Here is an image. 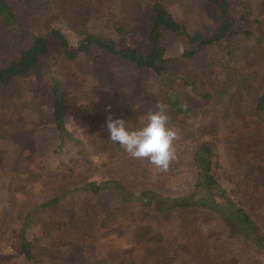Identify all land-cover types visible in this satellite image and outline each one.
Masks as SVG:
<instances>
[{"label":"rangeland","instance_id":"1","mask_svg":"<svg viewBox=\"0 0 264 264\" xmlns=\"http://www.w3.org/2000/svg\"><path fill=\"white\" fill-rule=\"evenodd\" d=\"M13 1L18 16L15 26L8 27L0 23V58L4 61L27 49L32 44L34 34H45L51 28L60 29L74 50L86 41L87 35L111 39L119 48L131 46L145 51L149 48L150 24L143 13L144 0L141 2L142 8L140 0H95L93 3L96 12L78 24L67 22L64 12L57 4L53 6L52 3H47L49 0ZM161 2L177 21L185 24L189 33L201 31L210 34L221 21V13L217 7L205 0ZM66 10L70 15L71 9ZM260 18L264 24V12ZM119 27L125 30L120 31ZM165 46L170 60V73H174L175 77L179 76L171 89V97H174L175 92V97H181L196 109L207 105L210 110L228 118L229 105L225 100L212 97L202 101L197 97L199 90L211 89L208 79L202 80L199 77V84L202 85L199 90L180 81L181 76L188 75L190 71L188 61L183 56L184 52L193 48L188 36L168 32ZM210 56L213 54H207V57ZM191 60L189 66H197L198 59ZM130 68L131 64L122 58L108 56L96 46H91L89 52L78 51L76 58L70 61L56 42H52L49 56L42 66L34 69L22 81L24 86L38 87L42 93L49 95L52 94L53 86H61L65 96V123L77 142L65 146L59 158L75 174V179L69 178L66 172L46 171L42 175V166L33 168L28 160V157L39 159L40 156H46L54 146L60 144V138L50 119L51 110L34 111L29 107L21 110L14 103L17 106L14 107L12 116L2 120L1 113L8 108V104L0 101V171L10 173V177H13L12 192L7 193L0 184V237H4L7 244L0 249V261L12 260L23 264L20 245L12 237L15 235L14 228L20 224L22 216L34 203L44 202L52 197L59 184L70 186L78 183L84 175L97 179L106 175L105 170L100 168V172L96 173L90 169L91 171L79 174V170L90 168L88 161L93 157L97 159L94 152L96 139L90 133L91 125L97 123L94 111L106 114L117 102L128 98L129 93L127 94L126 89H121V83L133 87L146 86V93L141 91L137 96L142 102L138 108L139 115L144 116L148 111L155 110L157 104H162L159 94L148 93V90L157 86L158 79L144 72L130 80ZM165 80L168 81L167 78ZM149 82L152 87L147 86ZM106 116L102 117H110ZM233 116L237 117V113H233ZM224 122L219 123L212 114L195 111L193 117L189 118L191 126L185 130V134L180 133L177 137L184 145L182 157L176 161L177 166L170 163L163 170L154 166L147 158H141L137 163H120L116 173L129 174L136 179L154 183L161 193L180 194L189 191L194 185L195 175L191 161L197 146L202 142H212L216 144L218 168L224 173L225 179H235L247 158L234 143L240 137L237 134L245 133L249 126L248 122H243L240 118L233 122L228 121V125L223 124ZM238 155L245 158L238 159ZM14 157L16 164L13 162ZM249 160L251 163L248 165L255 170L256 180H249L247 190L234 186L231 195L251 214L264 232V163L257 154L249 156ZM86 197L92 203L90 210H87L88 219H85V224L90 226L89 236L79 244L73 243L69 237H57L54 250L49 245L39 246L44 254L43 264H119L123 260L125 263L134 261L138 264H264V257L259 250L238 246L237 240L221 235L207 222L203 214L196 217L197 224H193L182 215L177 218L171 215L157 218L150 211L145 216L149 232L141 240L135 239L137 242H132L135 224L121 214L111 220L97 214L98 211L107 212L123 206L119 194L108 190L99 195L88 193ZM41 218H37L39 222L32 230L39 228Z\"/></svg>","mask_w":264,"mask_h":264},{"label":"trees","instance_id":"2","mask_svg":"<svg viewBox=\"0 0 264 264\" xmlns=\"http://www.w3.org/2000/svg\"><path fill=\"white\" fill-rule=\"evenodd\" d=\"M142 1L140 0V4ZM205 1L215 5L221 13V21L210 34L201 31L187 32L185 24L177 21L161 0H144L143 13L150 24L149 48L146 51L131 46L119 48L115 41L96 35H87L86 41L74 50L67 36L60 29L51 28L45 34H34L32 44L16 57L6 61L0 58V101L8 104V108L1 113L2 120L10 118L17 105L21 110L27 107L34 111L51 110L50 119L58 133L60 144L54 146L51 153L40 156L39 159L28 157L33 168L42 166L44 170L42 175L46 171L66 172L69 178H76L59 158L65 146L77 142L72 138L65 123V96L61 86L58 84L53 86L52 94L49 95L42 93L38 87L24 86L22 83L34 69L42 66L49 56L52 42H56L60 51L70 61L76 58L78 51L89 52L91 46H96L104 54L118 56L131 64L130 80L144 72L157 78V86L148 90V93L160 95L162 104L166 106L169 123L177 129L178 136L180 133L185 134V130L191 126L189 118L193 117L195 111L212 114L219 123L225 121L223 124L240 118L243 122H248L249 126L245 133L237 134L240 137L234 143L247 158L242 164L243 169L238 171L239 174L235 179H225L224 173L218 168L216 144L202 142L192 156L191 163L195 175L193 187L180 194L161 193L154 183L136 179L129 174L116 173L120 163L133 161L137 163L141 158L129 156L118 143L108 138V119L102 116L110 112L106 117L124 118L131 126H140L143 123V116L138 114V108L142 102L137 96L141 91L144 93L147 91L146 86L133 87L121 83V89H126L127 94L129 93L128 98L117 102L106 114L98 110L94 111L97 123L91 125L90 133L94 140L96 139L94 152L97 154V159L93 157L88 161L90 168L79 170V174L90 169L96 173L100 172V168L105 170L106 175L101 179L84 175L78 183L70 186L59 184L56 186L57 192L52 197L44 202L34 203L22 216L20 224L14 228L15 235L12 237L20 245L23 264H43V250L38 247L49 245L54 250L58 238L69 237L75 244L84 241L90 234L88 231L90 226L85 224V219H88L87 210L92 207L86 196L88 193L99 195L108 190H113L122 197L120 202L123 206L112 211H98L97 214L109 220L121 214L135 224L131 236L132 242L141 240L149 232L145 216L150 211H153L157 218L169 215L177 218L182 215L193 224H197L195 218L203 214L207 222L221 235L237 240L238 246L259 250L264 257V232L251 214L231 195L234 186L247 190L249 180H256L255 170L248 165L251 163L249 156L257 154L259 160L264 163V24L260 18L264 12V0ZM93 2L96 1L49 0L47 3H52L53 6L57 4L64 12L67 22L78 24L86 21L94 11L96 12ZM140 4L138 3V6ZM143 5L141 4L140 7L142 8ZM66 9H71L70 15L67 14ZM15 10L16 4L13 0H0V23L14 27L18 20ZM119 30L125 29L119 27ZM168 32L185 34L193 44L192 50L183 53L190 71L188 75L181 76L180 81L199 90V87H202L199 79H208L211 89L199 90L197 97L202 101L212 97L225 100L229 105L228 118L215 110H210L207 105L196 109L188 101L175 97V92H173L174 97H171V89L179 76L175 77L174 73H170V60L165 46ZM209 53L213 56L207 57ZM191 59H198L197 66L195 64L189 66ZM166 78L168 81L165 80ZM148 85L152 87L150 82ZM233 113H237L238 118L234 117ZM182 143L180 138L175 140L176 157L171 161V165L177 166L176 161L182 157L184 148ZM55 155L57 156L54 157ZM244 158L238 155V159ZM13 162L17 163L15 157ZM10 176V173L5 174L0 171V184L7 193L13 191L11 181L13 177ZM39 216L42 217L40 219L42 222L38 229L32 230L39 222L37 221ZM4 240V237H0V249L7 246ZM0 264L18 263L6 260L0 261ZM119 264L138 263L134 261L125 263L123 260Z\"/></svg>","mask_w":264,"mask_h":264},{"label":"clouds","instance_id":"3","mask_svg":"<svg viewBox=\"0 0 264 264\" xmlns=\"http://www.w3.org/2000/svg\"><path fill=\"white\" fill-rule=\"evenodd\" d=\"M108 138L133 158H147L157 168L166 170L175 159L178 131L169 123L166 106L157 104L155 110L143 116V123L133 127L124 118L107 120Z\"/></svg>","mask_w":264,"mask_h":264}]
</instances>
